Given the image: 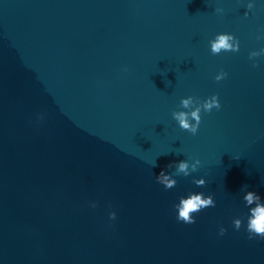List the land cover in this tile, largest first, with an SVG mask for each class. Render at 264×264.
Here are the masks:
<instances>
[{
    "label": "water",
    "instance_id": "obj_1",
    "mask_svg": "<svg viewBox=\"0 0 264 264\" xmlns=\"http://www.w3.org/2000/svg\"><path fill=\"white\" fill-rule=\"evenodd\" d=\"M247 2L0 0V264H264L243 198L264 201V0ZM218 31L238 50L212 53ZM213 92L180 128L181 97ZM190 192L215 204L185 223Z\"/></svg>",
    "mask_w": 264,
    "mask_h": 264
},
{
    "label": "clouds",
    "instance_id": "obj_2",
    "mask_svg": "<svg viewBox=\"0 0 264 264\" xmlns=\"http://www.w3.org/2000/svg\"><path fill=\"white\" fill-rule=\"evenodd\" d=\"M251 7L252 0H248L244 5L245 11L243 15L247 16L248 10ZM208 46L212 53H218L222 49L236 51L239 48V41L231 32L218 31L214 34V38L208 41ZM261 53H264V45H261L259 49H252L248 55L251 58L259 56ZM253 63H255V61H253ZM225 75L226 73L223 70H218L213 78L215 80H221ZM181 104L185 108H189L190 105H192V107L187 112L183 110L174 111L172 115L180 128L186 129L193 134L198 130L201 109L209 111L214 107H220V102L215 92L211 95L205 96L203 99L197 97L195 101L190 95L187 97H181ZM197 162L199 161L197 160ZM155 164L156 162L153 163V166H155ZM170 164H175L177 172H184L185 174H187L190 166L187 159L172 161ZM194 166L195 165H192V167ZM155 179L165 188L171 187L175 183V179L169 173L165 172L163 168H161L159 173L155 176ZM196 183L205 184L204 176L196 178ZM241 187H246V185H242ZM243 198L248 204H252L254 200L256 201V203L249 209L250 214L247 216L245 223V230L247 231L248 236L252 237L257 235L264 237V201H262L261 195L255 191L248 190L244 193ZM89 203L92 207L96 206L95 201H90ZM214 204L215 201L211 193L204 195L200 192H190L188 195L181 197L178 202H174L173 207L175 209L176 219L182 220L185 223H192L195 221V216L191 213L198 212L201 208ZM108 216L109 218H115L116 213L114 211H109ZM232 224L237 229L241 226L239 218H233ZM224 231V227L221 226L219 232L223 234Z\"/></svg>",
    "mask_w": 264,
    "mask_h": 264
}]
</instances>
